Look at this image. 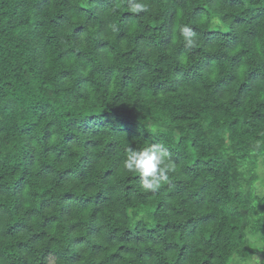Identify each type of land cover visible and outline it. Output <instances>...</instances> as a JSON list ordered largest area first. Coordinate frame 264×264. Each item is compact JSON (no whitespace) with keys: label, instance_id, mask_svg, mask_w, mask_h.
<instances>
[{"label":"trees","instance_id":"16d2710c","mask_svg":"<svg viewBox=\"0 0 264 264\" xmlns=\"http://www.w3.org/2000/svg\"><path fill=\"white\" fill-rule=\"evenodd\" d=\"M256 142L264 0H0V264L264 260Z\"/></svg>","mask_w":264,"mask_h":264},{"label":"clouds","instance_id":"9594fccd","mask_svg":"<svg viewBox=\"0 0 264 264\" xmlns=\"http://www.w3.org/2000/svg\"><path fill=\"white\" fill-rule=\"evenodd\" d=\"M143 9L144 5L137 2L130 10L138 13ZM182 33L187 45L191 47L195 42L194 33L187 26L182 28ZM252 149L256 153L257 167H264V145L256 142ZM166 155V152L155 144L139 150L130 148L123 161V167L128 172L139 174L140 186L144 191L155 192L160 188L161 183L167 180ZM250 190L254 195L264 198V172L257 173V179ZM251 264H264V260L254 256Z\"/></svg>","mask_w":264,"mask_h":264},{"label":"rangeland","instance_id":"374dc122","mask_svg":"<svg viewBox=\"0 0 264 264\" xmlns=\"http://www.w3.org/2000/svg\"><path fill=\"white\" fill-rule=\"evenodd\" d=\"M258 172H264V167H259V171ZM255 257H260V256L259 255H255Z\"/></svg>","mask_w":264,"mask_h":264}]
</instances>
